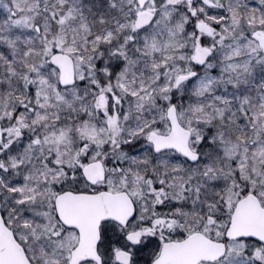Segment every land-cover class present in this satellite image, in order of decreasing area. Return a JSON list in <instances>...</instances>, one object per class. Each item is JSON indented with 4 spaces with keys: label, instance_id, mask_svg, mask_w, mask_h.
<instances>
[{
    "label": "snow or ice",
    "instance_id": "6c2138e0",
    "mask_svg": "<svg viewBox=\"0 0 264 264\" xmlns=\"http://www.w3.org/2000/svg\"><path fill=\"white\" fill-rule=\"evenodd\" d=\"M0 264H264V0H0Z\"/></svg>",
    "mask_w": 264,
    "mask_h": 264
}]
</instances>
